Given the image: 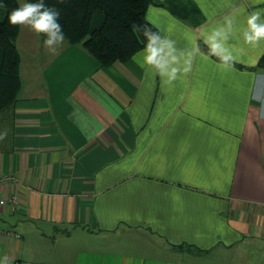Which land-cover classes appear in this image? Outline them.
Here are the masks:
<instances>
[{"label": "crops", "instance_id": "obj_1", "mask_svg": "<svg viewBox=\"0 0 264 264\" xmlns=\"http://www.w3.org/2000/svg\"><path fill=\"white\" fill-rule=\"evenodd\" d=\"M193 1L197 25L147 11L178 49H200L170 84L66 40L52 53L21 26L33 57L0 114V179L15 178L0 182V264H264V42L241 37L264 0ZM229 16L225 69L204 37Z\"/></svg>", "mask_w": 264, "mask_h": 264}, {"label": "trees", "instance_id": "obj_2", "mask_svg": "<svg viewBox=\"0 0 264 264\" xmlns=\"http://www.w3.org/2000/svg\"><path fill=\"white\" fill-rule=\"evenodd\" d=\"M44 3L59 11L65 40L83 47L103 67L131 60L144 46V27L159 31L147 18L152 4L161 5L176 17L196 25L202 21L200 8L193 0H44ZM19 5V0H0V114L15 105L22 87L21 53L17 45L21 26H11L7 19ZM257 68L264 70V55Z\"/></svg>", "mask_w": 264, "mask_h": 264}, {"label": "clouds", "instance_id": "obj_3", "mask_svg": "<svg viewBox=\"0 0 264 264\" xmlns=\"http://www.w3.org/2000/svg\"><path fill=\"white\" fill-rule=\"evenodd\" d=\"M7 19L11 26H24L37 36H44L43 44L52 53H55L65 41V32L59 22V11L47 6L44 0L19 5L8 14ZM234 25V18L225 17L222 25L213 28L204 37L208 55L216 57L219 66L225 69L233 67L237 62V57L227 45ZM143 36L144 46L133 54L132 60L142 69L151 70L154 76L168 84L176 81L180 75L188 73L194 55L200 52L198 45L187 51L178 49L174 40L162 35L158 30L153 31L151 27L143 28ZM241 37L246 45L253 47L264 42V14L254 12L248 16ZM5 137L6 133L0 135V140ZM7 259L4 257L5 262Z\"/></svg>", "mask_w": 264, "mask_h": 264}, {"label": "rangeland", "instance_id": "obj_4", "mask_svg": "<svg viewBox=\"0 0 264 264\" xmlns=\"http://www.w3.org/2000/svg\"><path fill=\"white\" fill-rule=\"evenodd\" d=\"M27 2H28L27 0H19L20 5L23 4V3H27ZM23 28H24L25 30H28L27 27H24V26H23ZM21 55H22L24 61H27V60H29L31 57H33V54L30 53L29 50L26 51L22 46H21ZM260 255H261V254H260L258 251L253 253V256H255V257H256V256L261 257ZM261 260H263V258H261V259L259 258V259L257 260V262H259V261H261ZM261 263H262V261H261Z\"/></svg>", "mask_w": 264, "mask_h": 264}, {"label": "built area", "instance_id": "obj_5", "mask_svg": "<svg viewBox=\"0 0 264 264\" xmlns=\"http://www.w3.org/2000/svg\"><path fill=\"white\" fill-rule=\"evenodd\" d=\"M2 181H4V182H15V178L12 177V176H5V177L0 179V182H2ZM11 200L13 202H15V197H11ZM4 202L5 201L1 200L0 204H4ZM14 236L19 237L20 235L19 234H14Z\"/></svg>", "mask_w": 264, "mask_h": 264}]
</instances>
